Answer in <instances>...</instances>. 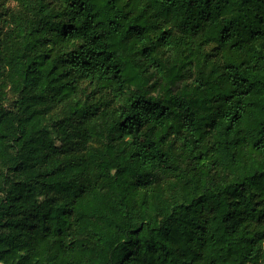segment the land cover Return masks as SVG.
I'll return each instance as SVG.
<instances>
[{"label": "trees", "instance_id": "16d2710c", "mask_svg": "<svg viewBox=\"0 0 264 264\" xmlns=\"http://www.w3.org/2000/svg\"><path fill=\"white\" fill-rule=\"evenodd\" d=\"M1 82L0 264H264V0H0Z\"/></svg>", "mask_w": 264, "mask_h": 264}, {"label": "rangeland", "instance_id": "374dc122", "mask_svg": "<svg viewBox=\"0 0 264 264\" xmlns=\"http://www.w3.org/2000/svg\"><path fill=\"white\" fill-rule=\"evenodd\" d=\"M5 3H6V6L9 7L10 9H13L15 11L19 9L15 1H8V2L6 1ZM4 11L6 10H3L2 13H4ZM1 25L3 24L1 23ZM206 50L213 57L217 55V52L212 47L206 48ZM155 93L157 92L155 91ZM19 107H20L19 97L17 93L15 92V90L13 89V87L9 83L1 82L0 83V108L6 111H11V112L16 113L18 112ZM61 112L62 111L58 113V116H60L59 114ZM93 146L96 148L100 147L98 143L93 144Z\"/></svg>", "mask_w": 264, "mask_h": 264}]
</instances>
